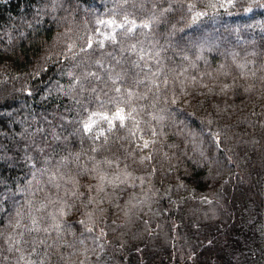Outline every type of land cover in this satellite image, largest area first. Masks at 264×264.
<instances>
[{"label":"trees","instance_id":"1","mask_svg":"<svg viewBox=\"0 0 264 264\" xmlns=\"http://www.w3.org/2000/svg\"><path fill=\"white\" fill-rule=\"evenodd\" d=\"M223 2L127 0L125 5L124 0H0V264H24L21 255L34 264L41 260L45 264H264V9L243 13L248 0H238L228 10L208 7ZM188 3L195 5L193 11L207 15L192 23ZM169 5L172 11L151 32L137 30L127 38L116 29L118 43L105 41L103 49L94 43L91 57L103 59L106 68L127 69L123 86L139 94L147 88L133 84L136 73L143 77L140 69L131 67L137 56L121 49L143 42L145 53L160 51L169 76L162 92L169 104L162 99L153 108L149 93L148 99H136L131 105L121 101L119 106L137 108L145 139L152 138L151 127L163 134L143 152L136 147L142 143L141 132L136 138L129 134L132 121L126 128L106 133V145L103 137L94 139L108 128L99 117L92 133L84 134L80 121L90 113L111 116L117 108L110 83L92 80L85 82L86 87H97L96 93L77 88L71 95L64 94L73 82L69 73L80 75L85 70L82 62L89 61L80 53L87 37L105 40L113 30L97 21L114 18L120 23L127 14L139 24ZM237 27L238 35L232 31ZM199 38L210 44L216 39L241 42L229 52L234 64L219 60V48L208 45L199 48L201 60L194 64L193 47ZM69 44L75 45L73 52L68 51ZM182 52L188 56L186 62ZM116 59L122 60L121 65L115 64ZM145 60L155 70L152 56L146 55ZM91 70H97L94 64ZM224 84L230 86L226 92L221 91ZM173 92L174 105L170 103ZM152 112L163 119L153 121ZM210 131L220 133L219 149ZM94 147L99 151L93 152ZM149 154L152 160L140 163L141 156ZM93 167L109 177L118 171L131 175L125 183L106 186L97 195L99 180ZM44 168L48 171L41 173ZM52 173L56 181L49 180ZM69 177L78 186L66 182ZM178 184L186 188H177ZM89 195L102 198L99 208L104 210L92 234L78 223L84 219L83 204ZM29 201L41 228L54 223L50 213L56 215L67 207L68 215H57L64 225L59 237L55 231L25 230L31 227ZM42 204L46 207L36 212ZM18 210L21 217L16 216ZM87 211H93V206ZM18 219L21 227L15 229ZM100 227L107 235L96 242L93 237ZM9 235L20 241L11 251Z\"/></svg>","mask_w":264,"mask_h":264},{"label":"snow or ice","instance_id":"2","mask_svg":"<svg viewBox=\"0 0 264 264\" xmlns=\"http://www.w3.org/2000/svg\"><path fill=\"white\" fill-rule=\"evenodd\" d=\"M237 2H238V0H224L223 3H219V4L209 3L208 7L212 8V9L224 8L225 10H228V9L233 8V7H236ZM124 3L126 5L127 0H124ZM141 6H143V5H141ZM155 7L156 6L154 5V8ZM194 8H195L194 4H192V3L187 4L188 12L192 13V16H191L192 23H195L201 17H204L207 15V12L193 11ZM256 8L264 9V0H248L247 5L242 8V11L245 14H251L254 12V10ZM171 11H172L171 5H169V7H167V8H161L159 10V15H157L156 12L154 11L153 15L149 19L144 20L139 24L134 19L130 20L127 14L124 15L123 20L120 23H117L116 19H114V18L108 19V20L100 19L97 21L98 24L110 26V27H112L113 30L111 33H109L108 35L105 36V40L94 42L93 38L91 36L87 37L86 45L80 47V53H83L85 56H88L89 61L82 62L85 70L82 71L80 73V75L76 76V75H73V73H71V72L69 73V76L72 78L73 82L64 94L65 95H71L77 88L82 93L87 92V91H90L91 93H96L97 87L93 86L90 89L88 87H86L85 82H90L92 80H95L97 82H103L105 84V86H107L110 83L112 85V90L117 94V97H116L117 108H116V111L113 114H111V116H109L108 114L99 113V112L90 113L87 120L80 121L81 131L84 134L90 135L92 133L93 127L98 123V121L95 118L99 117L101 120H103L104 122H106L108 124V128L101 130L94 137V139H100V137H103V144L106 145L108 143V135H106V133H112L118 127L119 128H126L127 127V121H132L133 122V129L129 130V134L131 136H133L134 138H136L137 132H141V135L139 136V140L142 141V143H137L136 147L138 150L143 152L144 150L148 149L151 145H154L155 143H157V140L155 138L159 135H162L163 134L162 131L157 132L155 127H151L150 131H151L152 138L145 139L143 134H142V130L140 129L141 121L136 119V115L138 114L137 108L131 107L130 110H126L125 107L119 106V102L122 101L126 105H131L132 102L136 99H141V100L148 99V94L151 93L152 94V101H153V103H152L153 108H155L156 105L159 104L162 99H163L164 104H166V105L169 104V100L166 96V93L162 92V89L166 90L168 85H169V76L167 74H165L161 60L159 59L160 54H161L160 51H156L155 53H151V52L145 53V49L142 46L143 42L133 43V44H130L127 49H123V48L121 49L122 52L127 50V51H130L137 56L136 60L131 61V67H132V69H140L141 72H143V77L141 78L139 72L136 73L135 77L133 79V84L136 88H139L141 85H144L147 88V91L145 93H139V94L136 91H134L132 87H124L123 86V82L125 81V78L129 74V71L127 69L121 68L120 71H117L115 65L112 67L106 68L103 59L96 58V59L92 60L91 57H92V50L94 47V43L98 44L101 49H103L105 47V41H109L113 44L118 43V34L116 32V29H120L127 38L133 37L137 30H148V32H151L153 25L161 23L162 18L165 17L166 14L171 12ZM39 12H40V10L38 9L37 10V17H36L37 22H39V19H38ZM173 27H175V26H173ZM232 31L238 35L240 33L241 29L239 27H237L235 29H232ZM261 31H264V27L261 28ZM67 47H68L69 52H73L75 45L69 44ZM76 55H77L76 53H73V58H75ZM146 55L152 56V58L155 60V64H156L155 70H153L150 63L145 60ZM107 56L115 59V57L113 56L112 53H107ZM184 59H188L187 56H185ZM121 63H122V60H120V59L115 60L116 65H121ZM92 64L95 65V67L97 69L96 71L91 70ZM76 67L77 68L81 67V64H77ZM221 67H223V65H221ZM184 71L186 72L187 69H185ZM182 74L183 73H181V75ZM207 75L211 76V73H208ZM173 79H175V77H173ZM191 80L193 83L197 82L196 77H194V76L191 77ZM200 86L204 87V88L208 87V85L204 84V83H201ZM229 87H230L229 85L224 84L221 88V91L226 92L229 89ZM209 91H211V89H209ZM181 92H183V88L181 89ZM30 94L31 93H29V95ZM105 95H107V93H105ZM97 99H99L98 96H97ZM76 102L79 103L80 101L77 100ZM170 103L172 105L177 103V99H176L174 92H173V96H172ZM160 111H164V109H161ZM149 115L153 121H160L163 119V116H161L157 112L149 113ZM117 121L119 122L118 125L116 123ZM208 123L210 125L212 123V121L209 120ZM38 131H40V130L38 129ZM208 135L211 137L216 148L219 149L221 147V144L223 143V141L220 138V133L210 131L208 133ZM55 139L59 140L60 138L57 136V137H55ZM101 147H103V145H101ZM37 150L40 152L44 151L43 148H39ZM92 151L97 152V151H99V148L94 147V148H92ZM201 155H203V153ZM75 158L78 161L80 158V154L77 153ZM28 159H31V157H28ZM151 160H152V156L150 154L145 155V156H141L140 163H144L145 161H151ZM47 163H48V161L45 160V164H47ZM103 163L111 166L113 164V161L105 160V161H103ZM32 167L35 168V165L33 164ZM40 171H41V173H44V172H47L48 169L44 168V169H40ZM57 171H58V169H57ZM91 171L98 173L99 183L95 186L97 195H99L100 193H104L106 186L115 187V186H117V183H125L126 179L128 177H130V175H131L130 173H127L126 171H124L123 174H121V172L118 171L116 174L109 177L104 173L98 172V169L96 167H93L91 169ZM152 171L154 174L156 172V169L153 168ZM122 176H123V178H122ZM32 177H33V180H35V178H36V172L35 171L32 173ZM59 179H64V177L60 176ZM139 179H141V181L143 180V178H139ZM49 180L50 181H56L57 180L56 174L52 173L49 176ZM32 182H33L32 180H29L28 184L31 185ZM66 182L73 183L74 186H78L77 182L72 177H69ZM56 186L59 187V184H56ZM177 188H186V185L178 184ZM88 190H89V192H91L92 187L89 186ZM73 194L75 195V193H73ZM105 196H107V193H105ZM202 199H206V198H202ZM101 203H103L102 198L97 199L96 197L89 195L87 197V202L83 204L85 211L82 213V215L84 216V219L79 220L78 223L82 226L84 231L89 233V234L94 233L95 230L97 229V227L101 223L100 217L103 216V214H104V210L102 208H99V205ZM208 203H211V201H208ZM28 205H29V209H30L29 218L31 220V227H26L25 230L28 232L43 231L46 234L49 233L50 231H55L57 233V237H59L60 233L64 229V225L62 222L57 220V215L59 217H64V216L68 215L67 207H61L58 210V213L56 215H53L50 213L49 216L54 221V223L52 225H50L49 227L41 228L37 216H35L31 212V201L28 202ZM89 206H93V211H87V208ZM44 207H46V205L42 204L40 206V208L36 209L35 211L39 212ZM125 215H127V213H125ZM16 216L21 217L22 213L18 210L16 213ZM13 227L15 229H19L21 227V223H20L19 219L16 221V223L13 225ZM106 235H107V233L104 231V228L100 227L98 234L95 235L93 237V239H94V241L98 242V241H101L102 239H104L106 237ZM21 236H22V234H21ZM7 241L9 243V250L10 251L16 245H18L20 243L19 240L14 239L13 236H11V235H9L7 237ZM39 243L44 244L45 241L40 240ZM81 243H83V241H81ZM98 246L100 247L101 250L104 248V245L102 243L99 244ZM48 247L51 248L52 245H49ZM35 250L36 249L34 247L33 252H35ZM19 260L24 261V264H34L33 261L26 259L23 255H21L19 257ZM39 264H45V261L41 260L39 262ZM80 264H84V262L81 261Z\"/></svg>","mask_w":264,"mask_h":264},{"label":"rangeland","instance_id":"3","mask_svg":"<svg viewBox=\"0 0 264 264\" xmlns=\"http://www.w3.org/2000/svg\"><path fill=\"white\" fill-rule=\"evenodd\" d=\"M168 39L172 40L173 37L171 35H169ZM216 40H218V41L217 42H213L211 44L205 38H199L198 40H196V42L194 44V47H193V55H194L193 59L195 61L194 64L200 62V60H201V58L198 55V53L200 52L199 48H202V45H204L203 47H206L205 45H208V47H211V46L218 47L219 50H220L219 51L220 54L218 56L219 60H221V61H223V62H225L227 64H232V65L234 64V58L231 57L232 55H229V52L231 50H233L234 48H236L238 45L242 44V43L241 42H237V40H231V41H227V42L226 41H222L221 39L220 40L216 39ZM215 47H213V48H215ZM181 54H182V59L186 62L187 59H184V57H185L184 52H182ZM180 122H183L182 119L180 120ZM9 167H10V165H9ZM0 213H1V208H0Z\"/></svg>","mask_w":264,"mask_h":264}]
</instances>
